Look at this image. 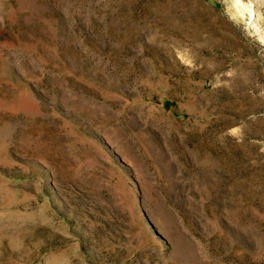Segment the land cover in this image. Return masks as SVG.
I'll use <instances>...</instances> for the list:
<instances>
[{
    "label": "rangeland",
    "instance_id": "obj_1",
    "mask_svg": "<svg viewBox=\"0 0 264 264\" xmlns=\"http://www.w3.org/2000/svg\"><path fill=\"white\" fill-rule=\"evenodd\" d=\"M0 264H264V0H0Z\"/></svg>",
    "mask_w": 264,
    "mask_h": 264
}]
</instances>
